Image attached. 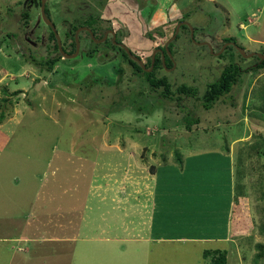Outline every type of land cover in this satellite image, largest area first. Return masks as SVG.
<instances>
[{"label": "rangeland", "instance_id": "1", "mask_svg": "<svg viewBox=\"0 0 264 264\" xmlns=\"http://www.w3.org/2000/svg\"><path fill=\"white\" fill-rule=\"evenodd\" d=\"M45 7L65 55L71 49L65 32L93 16L103 20L92 25L96 37L106 26L115 29L117 39L121 32L122 39L128 33L135 37L125 41L141 61L153 51L145 34L162 27L163 45L175 21L187 14L182 21L192 27L191 42L186 30L181 32L171 42L172 55L168 50L171 65L158 75L166 76L173 90L179 85L195 89L197 97L231 59L242 60L226 39L246 53L264 55V0H46ZM78 39L80 53L61 55L65 61L48 72L29 60L56 54L40 17V0H0V214L19 221L29 191L55 179L84 195L85 218L112 219L117 213L110 195H121L123 186L128 201L135 190L145 197L150 173L160 164H175L176 152L182 161L191 156L213 163L219 154L227 159L233 146L236 206L226 264H264V69L242 74L229 94L204 110L198 98L177 93L173 100L162 98L160 90L132 73L112 43L89 41L83 33ZM199 43L224 52V59ZM243 61V68L258 62ZM185 119L198 123L187 131ZM41 173L47 181L40 180ZM42 196L39 192L37 200ZM147 245L126 242L120 255L110 242L102 263L210 264L202 253L216 247L186 241ZM0 260L8 264L7 257Z\"/></svg>", "mask_w": 264, "mask_h": 264}, {"label": "crops", "instance_id": "2", "mask_svg": "<svg viewBox=\"0 0 264 264\" xmlns=\"http://www.w3.org/2000/svg\"><path fill=\"white\" fill-rule=\"evenodd\" d=\"M227 151V159L219 154L213 163L190 156L181 164L158 165L145 186L148 194L141 198L134 189L132 202L121 186V195H110L117 213L112 219L85 218L84 195L78 197L74 185L59 184L55 179L38 183L40 189L29 191L19 221L0 214V259L7 257L8 264H103L101 259L110 242L120 255L126 242L142 246L198 242L214 244L212 251L226 252L232 242L236 205L233 146ZM56 174L54 171L52 176ZM44 175H39L42 182L48 180ZM39 192L43 193L42 202L37 200ZM119 230L120 235L107 234Z\"/></svg>", "mask_w": 264, "mask_h": 264}, {"label": "trees", "instance_id": "3", "mask_svg": "<svg viewBox=\"0 0 264 264\" xmlns=\"http://www.w3.org/2000/svg\"><path fill=\"white\" fill-rule=\"evenodd\" d=\"M187 17V14H185ZM27 13H23V17L27 18ZM45 16L47 19H49V13L48 10L45 7ZM182 15V17L175 21L176 22H180L182 20H185ZM103 22L102 19L98 18V17H93V16H89L85 19H83V21H81V25L82 27H89L91 28V32L93 34V37L95 38H99L96 37L95 35V31L92 28V25L96 24V23H100ZM79 25L77 26H73L72 28L67 30L66 33V39L69 41L67 44L70 46V51L69 53H72L75 49V40H74V32L77 28L80 27V22H77ZM159 30L158 36L153 34V31H157ZM185 30L187 32V35H189L188 30L189 28L187 26H181L180 27V32L185 33ZM85 35V37H87L89 39V41L91 40L88 36V33L86 32H81ZM174 33V28L172 30V35ZM179 34L175 37V39L173 40V42H176L179 38ZM147 35H151L150 37H148ZM157 36V37H156ZM164 34H163V29L162 27H157L155 29H152L150 31H148L145 34V38L151 42L153 49H161V53L164 55V61L162 62L161 60V55L160 53H157L154 57V62L151 68V56H144L143 57V61L142 58H140L139 60L142 62L143 66H144V70L141 68L140 65H138L136 62L130 60V59H125L127 61V63L132 67V73L134 75H139L142 76L145 81L147 82V85L152 89V90H160L158 93L162 98L168 99V100H173L172 96L174 93L186 96V97H191L193 99H197L200 101L201 103V107L204 110H209L210 108H212V106L214 105L215 102H217L218 100H220L222 97H224L225 95L229 94L232 87L235 86L239 80V78L241 77L242 74H246L248 72H256L257 70H263L264 69V61L259 62V60L256 57H252L255 58L258 62L255 63L253 66H249L247 68H243L240 67V63L244 62L242 57L239 55V53L237 52V56L242 59L241 61H238V63L233 62L234 59H231V63H229L228 65H226L220 72L218 78L207 84L206 86V90L204 91V93L201 95V97H197V92L195 89L193 88H189L186 87L185 85H179L177 87L174 88V90L172 89V86L170 84V82L166 79V76H159L158 73H160L159 71H161L162 66L168 68L169 66H167V63H170L171 65V60L169 59V57L167 56V53L164 50V43L163 45H161V40L163 38ZM120 37V35H119ZM49 38L51 41H53V49L55 50V56L48 58V59H42L39 60V62L36 60H34V58H32L30 56L32 63L34 65H37L39 67H41L42 69H45L46 71H51L53 66L59 62H61L64 59H61V54L58 51L57 48V44L54 38V35L52 32L49 33ZM168 38H166L165 40H167ZM116 40L118 41L117 37ZM189 42H191V39H189ZM234 39H226L227 42H235L233 41ZM226 43V42H224ZM109 44L111 45V43L109 42ZM111 48L117 49L114 46H111ZM173 48L171 47V42L168 44L167 49L170 52V49ZM118 50V49H117ZM63 51L65 52V50L63 49ZM121 51V50H120ZM122 54L126 57V54L124 52H122ZM170 54L172 55V53L170 52ZM225 54L224 52L221 53L217 58L218 59H224ZM61 60V61H60ZM65 61V60H64ZM45 67V68H44ZM151 68V69H150ZM150 71H145V70H149ZM50 83H53L52 79H50ZM60 84V83H59ZM19 91H16V93ZM5 101V99H3ZM175 100L177 101V103H179L181 101V97H176ZM1 118H2V114H1ZM186 123H185V127L187 131H190L191 126L195 125L198 123V120H187L185 119ZM175 162L176 164H181V159L179 158L178 153H175ZM236 206V205H235ZM235 209V208H234ZM259 249L262 248L261 245L257 246ZM204 259L208 258V261L210 264H226V252L224 251H205L202 254Z\"/></svg>", "mask_w": 264, "mask_h": 264}, {"label": "water", "instance_id": "4", "mask_svg": "<svg viewBox=\"0 0 264 264\" xmlns=\"http://www.w3.org/2000/svg\"><path fill=\"white\" fill-rule=\"evenodd\" d=\"M45 3H46V0H40V17H41V20H42V22L46 25V26H48L49 27V29L51 30V32L53 33V35H54V38H55V41H56V44H57V48H58V51H59V53L62 55V57H64V58H74L75 56H77V54H78V52H79V39H78V34H79V32L80 31H87L88 33H89V35L91 36V38L92 39H94V37H93V34L91 33V31L88 29V28H79V29H77L76 31H75V34H74V40H75V53L73 54V55H65L64 53H63V50H62V47H61V42H60V38H59V36H58V34H57V32H56V29H55V27H54V25L52 24V23H50L49 21H48V19L46 18V16H45ZM180 26H187L189 29H190V37H191V39H192V29H191V26L187 23V22H181V23H179L177 26H176V28H175V32H174V35L165 43V45H164V50H165V52L167 53V55H169V52H168V49H167V46H168V44L170 43V42H172L174 39H175V37H176V35L178 34V30H179V27ZM105 38H106V34L104 35V37L101 39V40H99V41H97V42H103L104 40H105ZM114 39H115V37H114V34L112 33V42L113 43H115V41H114ZM232 47H234L235 48V50L239 53V55L242 57V59H249V58H251V57H256L258 60H259V62H262V61H264V55H261V54H256V53H246L240 46H237L235 43H229ZM199 45H201V46H207L208 47V49H209V51H210V53H211V55L213 54V55H217V56H219L220 54H221V52L222 51H220V52H218V53H216V54H214L213 53V51H212V49H211V47L207 44V43H199ZM122 49H124V51H125V53L128 55V56H130V52H129V50L125 47V46H123L122 44H120L119 45ZM155 53V52H154ZM154 53L152 54V56H151V68H152V65H153V62H154ZM130 60H132V61H134V62H136L138 65H140L141 66V68L144 70L145 68H144V66H143V64L141 63V61L139 60V59H137V58H135V57H131V59ZM161 60H162V62L164 61V57H163V54L161 53ZM150 68V69H151ZM150 69L148 70V71H150ZM146 71V70H145Z\"/></svg>", "mask_w": 264, "mask_h": 264}, {"label": "flooded vegetation", "instance_id": "5", "mask_svg": "<svg viewBox=\"0 0 264 264\" xmlns=\"http://www.w3.org/2000/svg\"><path fill=\"white\" fill-rule=\"evenodd\" d=\"M179 20V19H178ZM181 22H183V21H180V22H176V24H175V27H174V32H175V28H176V26L179 24V23H181ZM186 22V21H185ZM188 23V22H187ZM190 25V24H189ZM181 27V26H180ZM180 27H179V30H178V34H179V32H180ZM80 28H82V27H80ZM77 29H79V28H77ZM76 29V30H77ZM117 30H119L118 28H116ZM191 29H192V27H191ZM75 30V31H76ZM90 30V29H89ZM91 31V30H90ZM51 32V30L49 29V33ZM81 32H86V33H88L87 31H80L79 32V34L81 33ZM66 33H67V31L65 32V36H66ZM75 33V32H74ZM112 33L114 34V37H115V39H114V41H115V43H113L112 42ZM106 34V38H105V40L102 42L103 44L105 43L106 44V46L107 47H110V45H109V43H107L106 41H111L110 43H112V45L114 46V47H116L118 50H116L117 51V54H118V56L120 57V59H131V57H135V58H137V59H139V57L137 56V52L134 50V49H132V47L131 46H129L128 45V42L127 41H125V40H129V41H132L135 37H132L131 35H130V33H128L127 35H124L123 37V39L121 38V36L123 35L122 34V32H121V34H120V37H119V39H118V41L116 40V37H117V35H116V33H115V29H112L110 26H106V27H104V29L102 30V34H101V36L97 39V41H99V40H101L103 37H104V35ZM177 34V35H178ZM173 35H174V33H173ZM173 35H171L165 42H164V45H165V43L173 36ZM176 35V36H177ZM88 36H89V38L91 39V40H93L92 38H91V36L89 35V33H88ZM136 36V35H135ZM188 36V38L190 39L191 37H190V29H189V35H187ZM234 43V42H233ZM120 44H122L123 46H125L128 50H129V52H130V56H128L126 53H125V51H124V49H122L119 45ZM205 47H207V46H205ZM111 48V47H110ZM207 49H208V47H207ZM121 50V51H120ZM74 52H75V49H74ZM74 52H72V53H69V52H67L69 55H71V54H74ZM122 52H124L125 54H126V57L127 58H125V56L122 54ZM155 52V53H154ZM161 49H153V51L150 53V56H152V54L154 53V57H155V55L157 54V53H160V55H161ZM79 53H80V46H79ZM214 54H216V53H214ZM78 55V54H77ZM163 57H164V55H163ZM142 63V62H141Z\"/></svg>", "mask_w": 264, "mask_h": 264}]
</instances>
